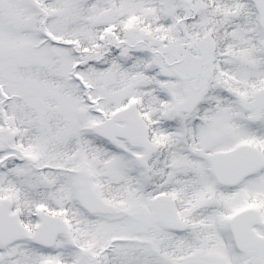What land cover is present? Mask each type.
Instances as JSON below:
<instances>
[{
	"label": "snow or ice",
	"instance_id": "1",
	"mask_svg": "<svg viewBox=\"0 0 264 264\" xmlns=\"http://www.w3.org/2000/svg\"><path fill=\"white\" fill-rule=\"evenodd\" d=\"M0 264H264V0H0Z\"/></svg>",
	"mask_w": 264,
	"mask_h": 264
}]
</instances>
